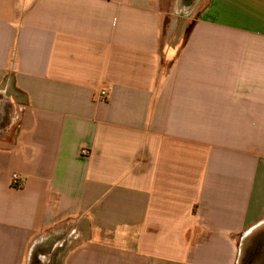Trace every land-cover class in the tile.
<instances>
[{"label":"crops","instance_id":"crops-1","mask_svg":"<svg viewBox=\"0 0 264 264\" xmlns=\"http://www.w3.org/2000/svg\"><path fill=\"white\" fill-rule=\"evenodd\" d=\"M258 232L264 0H0V264H238Z\"/></svg>","mask_w":264,"mask_h":264},{"label":"water","instance_id":"water-1","mask_svg":"<svg viewBox=\"0 0 264 264\" xmlns=\"http://www.w3.org/2000/svg\"><path fill=\"white\" fill-rule=\"evenodd\" d=\"M196 0H182V4L185 7H190ZM250 235L246 237L242 242V248L240 253V258L238 264H252L254 259L253 250L256 247L262 248L264 247V235ZM253 249H252V248Z\"/></svg>","mask_w":264,"mask_h":264},{"label":"built area","instance_id":"built-area-1","mask_svg":"<svg viewBox=\"0 0 264 264\" xmlns=\"http://www.w3.org/2000/svg\"><path fill=\"white\" fill-rule=\"evenodd\" d=\"M101 96L103 98H106L108 96V91L107 90H102L101 91ZM90 151L89 150H82L81 151V155L82 156H89L90 155ZM11 183L14 187H20L21 183H22V178L19 174H14L11 180Z\"/></svg>","mask_w":264,"mask_h":264}]
</instances>
